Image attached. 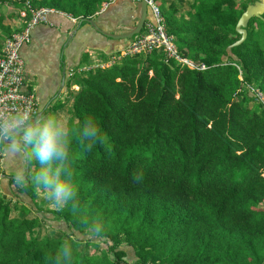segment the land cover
Segmentation results:
<instances>
[{"label": "trees", "instance_id": "trees-1", "mask_svg": "<svg viewBox=\"0 0 264 264\" xmlns=\"http://www.w3.org/2000/svg\"><path fill=\"white\" fill-rule=\"evenodd\" d=\"M107 1L0 0V56L30 20L27 4L85 24ZM255 1L195 0L181 15L161 5L181 52L206 70L155 50L77 74L72 114L59 126L68 142L63 163L42 164L34 140L7 145L0 137L1 153L15 145L24 154L19 175L0 161V264H264V103L251 104L248 88L264 91V14L227 50ZM39 114L7 141L53 112ZM57 168L71 191L60 201L36 181ZM44 226L56 235L42 236Z\"/></svg>", "mask_w": 264, "mask_h": 264}, {"label": "crops", "instance_id": "crops-1", "mask_svg": "<svg viewBox=\"0 0 264 264\" xmlns=\"http://www.w3.org/2000/svg\"><path fill=\"white\" fill-rule=\"evenodd\" d=\"M158 1L167 7L173 4L181 15L192 10L195 0ZM135 14L136 4L131 0H113L94 21L106 32L122 34L137 23ZM6 18L4 23L12 29L20 27L18 19ZM126 40L105 36L89 22L78 24L77 20L56 11L46 23L33 28L31 41L21 50L26 64L24 89L34 91L42 111L53 112L48 119L64 127L72 114L70 102L81 87L77 74L86 73L82 68L87 66L108 62L119 49L126 47ZM12 149L0 152L2 168L19 175L23 173L24 154L18 148Z\"/></svg>", "mask_w": 264, "mask_h": 264}, {"label": "built area", "instance_id": "built-area-1", "mask_svg": "<svg viewBox=\"0 0 264 264\" xmlns=\"http://www.w3.org/2000/svg\"><path fill=\"white\" fill-rule=\"evenodd\" d=\"M104 2L102 9L112 2ZM138 3L141 0H131ZM30 7L31 18L25 28L8 39L0 56V137L8 140L9 136L19 128L28 125L41 111L34 91L24 89L25 59L21 50L31 41L32 30L39 24L46 23L50 14L56 10L48 7ZM148 18L143 30L137 34L128 45L117 51L108 62L98 63L96 66H87L82 71H91L93 68H108L123 57L137 54H149L155 50H162L167 60L176 61L183 67L195 70H206L209 66L204 61L196 60L192 56L183 54L179 49L175 37L168 33L166 19L158 0H148ZM26 16V12H21ZM68 17H70L68 15ZM74 21L76 19L70 17ZM255 97L264 103V91L248 85Z\"/></svg>", "mask_w": 264, "mask_h": 264}, {"label": "clouds", "instance_id": "clouds-1", "mask_svg": "<svg viewBox=\"0 0 264 264\" xmlns=\"http://www.w3.org/2000/svg\"><path fill=\"white\" fill-rule=\"evenodd\" d=\"M95 136L96 130L92 129L86 133ZM67 133L55 124L53 120H48L42 127L36 129H28L23 137L26 142L35 141L39 148L37 153L42 164H46L53 157L58 158L61 163L67 156ZM13 151L18 149L13 145ZM60 169L57 168L54 175L49 174V170H43L36 176V181L42 184L44 188H52L53 194L57 201L67 199L71 196L70 189L59 178Z\"/></svg>", "mask_w": 264, "mask_h": 264}, {"label": "water", "instance_id": "water-1", "mask_svg": "<svg viewBox=\"0 0 264 264\" xmlns=\"http://www.w3.org/2000/svg\"><path fill=\"white\" fill-rule=\"evenodd\" d=\"M148 11H149L148 0H141L140 2L136 3L135 19H137V23L135 25L129 26L127 28L128 32L122 33V34H114V33L106 32L102 30L92 18H87L84 20L89 22L98 32H101L105 36L112 37L115 39H131L143 30L144 23L146 19L148 18ZM263 14H264V0H256L254 3H251L247 6L246 10L243 12L242 16L238 20V23L236 26V30L241 34V37L240 39L235 41L233 44L228 46L227 50L229 53H231L232 47L240 45L246 40L247 35H248L247 27H248L250 20L254 17L261 18L263 17ZM39 119H41V114L37 115L32 120L31 123H28L27 126L17 129L16 133L22 132L23 130L29 128L33 123L37 122ZM5 143L7 145H10V144H15L16 142L10 143L7 140H5Z\"/></svg>", "mask_w": 264, "mask_h": 264}, {"label": "rangeland", "instance_id": "rangeland-1", "mask_svg": "<svg viewBox=\"0 0 264 264\" xmlns=\"http://www.w3.org/2000/svg\"><path fill=\"white\" fill-rule=\"evenodd\" d=\"M132 41V40H131ZM261 102L260 101V99L258 100V98L256 97L255 99H253L252 101H251V104H253V103H256L257 104V102ZM24 135L25 134H21V135H19V136H15L13 139L11 138V140L13 141V142H16L17 140H24L23 139V137H24ZM0 161H1V153H0ZM6 172H8L9 170H7V169H4ZM0 171H2V168H0ZM10 174V173H9ZM8 190V188H6V191ZM41 234H42V236H48V235H56L52 230H51V227H47V226H44L43 227V230L41 231ZM57 235H59V234H57ZM86 248V250L87 251H89L90 253H92V252H94V249L90 246H87V247H85Z\"/></svg>", "mask_w": 264, "mask_h": 264}]
</instances>
